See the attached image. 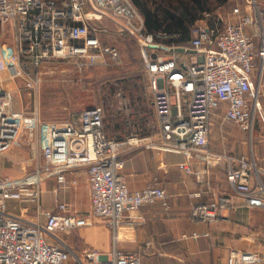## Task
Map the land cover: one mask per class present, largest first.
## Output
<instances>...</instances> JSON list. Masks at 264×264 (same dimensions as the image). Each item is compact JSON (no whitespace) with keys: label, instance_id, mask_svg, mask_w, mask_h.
<instances>
[{"label":"built area","instance_id":"2783aa9c","mask_svg":"<svg viewBox=\"0 0 264 264\" xmlns=\"http://www.w3.org/2000/svg\"><path fill=\"white\" fill-rule=\"evenodd\" d=\"M232 14L234 21L221 27L222 15L205 13L193 30L191 45L176 46L162 42L172 35L146 30L144 17L132 0H0V23L13 30V44H0V73L23 76L28 88L36 89L40 69L51 60H75L81 69L90 64L93 55L106 54L118 60L117 47L105 44L99 34L106 28L94 24L110 17L121 34L139 42L158 126L157 139L132 135L121 142L107 134L103 106L86 108L68 120L42 121L37 112L16 111L12 91L0 90V155L37 137L44 158L23 178L6 176L0 167V264H69L72 250L61 246L59 234L93 225L95 218L103 219L115 231L118 242L133 241L135 227L126 224L127 212L157 201L170 208L169 195L162 186L129 188L123 170L128 154L140 148L182 152L185 160L178 166L187 174L193 173L195 155L209 168L226 159L229 183L248 206L264 208V185L254 181V161L210 150L211 116L217 109L223 108L224 120L252 133L255 112L262 109L253 73L259 65L257 58L264 65V10L257 0H246L235 6ZM163 46L169 47L165 52L171 56L157 53ZM175 47L185 50L180 54L171 50ZM32 69L37 77L30 74ZM25 135L30 138L25 140ZM122 146L127 147L124 153ZM75 168L88 172L92 211L80 214L62 201L55 210L44 206L43 181L56 177L58 184H66L67 173ZM72 184L77 185L78 180L73 179ZM11 200L34 203L39 219L29 221L11 214ZM234 207L231 195L221 193L194 205L191 216L196 221L213 222ZM200 236L196 231L184 234V238ZM86 257L92 264H142L143 253L116 246L102 253L92 247ZM262 260L256 251L233 249L228 264H261ZM75 264L83 262L76 257Z\"/></svg>","mask_w":264,"mask_h":264},{"label":"crops","instance_id":"0c3cea01","mask_svg":"<svg viewBox=\"0 0 264 264\" xmlns=\"http://www.w3.org/2000/svg\"><path fill=\"white\" fill-rule=\"evenodd\" d=\"M167 52L163 53L167 54ZM169 54L171 53L169 52ZM257 62L259 65H257L253 77L257 85L262 84L264 87V65L259 58H257ZM18 78L10 77L8 73H0V90L8 89L9 81H16ZM249 99L251 106H253L251 95H249ZM215 115H218V117L220 115V118H223V108L217 109L211 116V143L218 144L222 132L223 139L227 142L228 136L234 135L222 128L220 120L214 118ZM223 121L233 123L224 120V118ZM26 137L30 138L28 135ZM230 143L232 144V152H235L236 157L247 156L250 158L247 155L245 145H237L236 141L231 140ZM39 148L38 142L37 148L33 145L31 150H28V146L23 145V143L15 144L6 154L0 155L2 173L12 178H23L31 174L32 171L26 170L28 165L32 167V153L33 156H36L35 153L39 151ZM210 150L213 153H223L216 151L214 148L211 149V147ZM260 156L264 158V154H260ZM39 157L41 162L44 161L40 154ZM127 158L123 172L127 177L129 188L139 190L151 184L162 186L169 195L170 208L166 209L161 201H157L127 212L126 224L135 227L133 241L118 242L115 231L103 219L104 225H98L91 231L90 229L82 231V234L92 235L94 240L96 238L97 249L102 253L111 252L116 246L124 251L141 250L143 253L142 264H228L229 255L233 249H250L261 254L263 257L261 264H264V247L260 246L253 238V227L259 224L257 210L261 208L248 206L243 196L229 183L227 174L230 163L228 160L223 159L216 167L209 168L205 161L195 155L192 160L193 173L187 174L178 166L180 162L185 160V155L179 151L156 153L153 149L142 148L132 151ZM260 169L261 173L264 172V165ZM67 176L69 182L62 185L58 184L56 177H50L43 181V205L55 210L57 203L62 201L72 205L73 209L80 214H89L92 211L90 203L86 205L89 208L86 212L75 207L73 199L75 198L77 202L80 200L78 192L77 194L74 192L79 182L77 185L72 184V180H78L79 176L82 181L87 180L89 177L87 170L75 168L70 170ZM258 178L260 179L258 183L262 184V177ZM255 183L257 182L255 181ZM198 192L200 194L195 196L194 193ZM221 193L231 195L235 203L233 209L226 211L221 219L213 222L206 223L192 218L191 212L194 205L208 202ZM9 212L29 221L39 219L37 207L34 203L11 200L9 201ZM90 226H86V228ZM106 230L108 231L107 241L97 240V237L101 234L104 235ZM110 231H113L111 238ZM195 231L199 232L201 236L198 238H184V234L191 235ZM59 238L61 239L59 243L63 248L72 250L69 243L62 238L61 233ZM52 240L56 241L55 238H52ZM72 256L75 258V263L76 257H78L83 264H92L86 257V250L81 255L74 254L72 250Z\"/></svg>","mask_w":264,"mask_h":264},{"label":"rangeland","instance_id":"374dc122","mask_svg":"<svg viewBox=\"0 0 264 264\" xmlns=\"http://www.w3.org/2000/svg\"><path fill=\"white\" fill-rule=\"evenodd\" d=\"M257 2L264 10V0H257ZM245 3L246 0H230L226 5L215 9L213 13L223 17L220 26L225 27L228 22L234 21L233 8ZM94 24L97 28H106V30H99V34L101 38L103 35L102 40L105 44L117 47L119 59L113 60L106 54L93 55L89 58L90 64L82 69L75 60L54 59L46 62L40 69V83L36 89L28 88L26 78L23 76L16 81H9L10 85L6 90L13 93L14 108L16 111H25L28 114L37 112L42 121H63L88 107L103 106L106 111L105 128L111 138L121 142L132 135L157 139L158 126L153 108V89L150 87L149 74L143 62L139 42L134 36L121 34L118 23L110 17H103L101 21ZM200 24L201 22H198L197 26ZM0 44H13V30L9 24L0 23ZM157 53L164 57L172 55L161 51ZM30 74L37 77L36 70L30 71ZM259 95L262 109L255 112L254 133L242 130L235 123L224 122L220 115L219 117L215 115L214 118L220 120L222 128L232 132L234 136H228L226 142L222 132L218 144L211 143L210 147L223 154L229 152L236 156L235 152H232L230 140L236 141L237 145H245L247 155L255 163L253 169L255 181L258 183L260 180L258 177H262L264 185V172L260 171L264 165V158L260 156L264 154V87L262 84L259 86ZM37 142V137H34L31 141L22 143L31 150L33 145L37 148ZM125 149L127 147L122 146L123 153ZM35 155L33 156L32 153V167L28 165L26 171H33L37 166L40 159L39 151ZM78 180L79 185L74 192L76 194L78 192L80 200L77 202L74 198L73 203L78 210L86 212L89 210L86 205L88 203L92 205L89 177L82 181L79 176ZM257 219L259 224L253 227V238L264 247V208L257 210ZM98 225H104L103 221L95 218L92 226L70 233H61V236L69 243L74 254L81 255L89 248L98 247L96 238L94 240L92 235L81 232L88 229L91 231ZM110 232L111 238L113 231ZM99 239L107 241L108 231L106 230L104 235H99L97 240ZM69 264H75L74 256Z\"/></svg>","mask_w":264,"mask_h":264},{"label":"trees","instance_id":"16d2710c","mask_svg":"<svg viewBox=\"0 0 264 264\" xmlns=\"http://www.w3.org/2000/svg\"><path fill=\"white\" fill-rule=\"evenodd\" d=\"M132 1L144 17L146 30L153 33L166 32L172 35L162 42L176 46H190L193 39V30L198 22L205 19V13L213 12L230 2V0ZM160 51L165 52L163 49ZM179 53L182 54L183 52Z\"/></svg>","mask_w":264,"mask_h":264},{"label":"water","instance_id":"95a60500","mask_svg":"<svg viewBox=\"0 0 264 264\" xmlns=\"http://www.w3.org/2000/svg\"><path fill=\"white\" fill-rule=\"evenodd\" d=\"M163 48H165L167 50L169 49V47H167V46H163ZM171 50L172 51H176V52H183L185 50V48L184 47H175L174 49L172 48ZM192 52H195V51L192 50ZM88 108H91V107H88Z\"/></svg>","mask_w":264,"mask_h":264}]
</instances>
